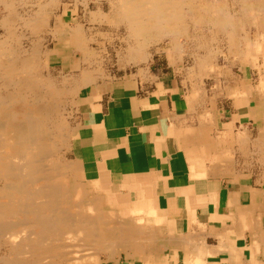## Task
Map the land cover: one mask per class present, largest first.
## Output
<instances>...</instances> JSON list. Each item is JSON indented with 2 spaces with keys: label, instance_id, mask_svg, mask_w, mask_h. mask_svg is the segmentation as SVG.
I'll list each match as a JSON object with an SVG mask.
<instances>
[{
  "label": "bare ground",
  "instance_id": "bare-ground-1",
  "mask_svg": "<svg viewBox=\"0 0 264 264\" xmlns=\"http://www.w3.org/2000/svg\"><path fill=\"white\" fill-rule=\"evenodd\" d=\"M114 34L127 68L163 53L194 89L248 94L256 134L225 132L209 160L243 157L264 173V0H0V264H115L155 232L149 209H115L79 158L64 157L81 126L71 129L66 102L79 110L83 87L114 73ZM48 37L73 48L68 70L51 71L64 49Z\"/></svg>",
  "mask_w": 264,
  "mask_h": 264
},
{
  "label": "crops",
  "instance_id": "crops-1",
  "mask_svg": "<svg viewBox=\"0 0 264 264\" xmlns=\"http://www.w3.org/2000/svg\"><path fill=\"white\" fill-rule=\"evenodd\" d=\"M157 55L144 72H114L82 92L72 157L112 193L115 209H149L155 231L115 264H264V173L245 168L243 157L229 168L209 160L212 149L221 155L225 132L256 134L253 100L194 89Z\"/></svg>",
  "mask_w": 264,
  "mask_h": 264
},
{
  "label": "rangeland",
  "instance_id": "rangeland-1",
  "mask_svg": "<svg viewBox=\"0 0 264 264\" xmlns=\"http://www.w3.org/2000/svg\"><path fill=\"white\" fill-rule=\"evenodd\" d=\"M107 5V4H106ZM106 5H104V6H106ZM105 9H107V7H105ZM61 12V11H60ZM76 16V12L73 10V12H72V14H71V11H69L68 12V17H67V20L68 21H72V18H71V16ZM79 16H81V14L79 15ZM77 17V16H76ZM120 33H121V31H119ZM116 33H118V32H116ZM115 33V34H116ZM115 34H114V43L112 44V45H108V47H107V49H106V51H108V53L114 58V60H113V65H111V67L110 68H112V70L114 71V72H117V73H124V72H126L127 70H130L131 68H127V66H125V62H126V60H125V58H123V57H119V56H117V54H118V50L119 49H121V45H122V41H121V39H119V38H117V36H115ZM116 37V38H115ZM54 40H53V38L52 37H48V40L46 41V45L50 48L51 47V49L53 48V47H59L60 49L62 48V49H64V51H62V53H61V55L59 56V57H53V61H52V63H51V65H50V67H51V71H53V72H58L56 69H59L61 66H63L64 68H65V70H68L69 69V60L67 59V56L70 54V53H72L73 52V48L71 47V46H67L66 47V50H65V48H63L65 45L63 44V46H62V44H60V43H56V42H53ZM168 43H170V42H168ZM162 45H171V46H174L172 43H170V44H165L164 42L163 43H161ZM62 46V47H61ZM173 49H175V47L174 48H171V50L174 52V50ZM110 50V51H109ZM154 50H156L155 48H154ZM157 50H159V49H157ZM72 51V52H71ZM176 53H178V52H176ZM114 55V56H113ZM157 57H162L163 59L165 58V56H164V54L163 53H161L160 55H157ZM166 59V58H165ZM117 60V61H116ZM115 61H116V63H115ZM167 61V60H166ZM53 66V67H52ZM110 66V65H109ZM108 66V67H109ZM125 68V69H124ZM53 69V70H52ZM111 70V71H112ZM118 70V71H117ZM249 75L251 74V73H248ZM88 86V85H87ZM83 89H84V87H83ZM83 89L81 90V92H80V96H82V92H83ZM78 98V97H77ZM76 97L74 98V99H77ZM73 99V98H72ZM72 99H70V101L69 102H66V107H65V109H64V112H66V113H63L64 114V116H66V118H67V120H68V122L72 125L71 126V129L72 128H74L73 126H75V124L76 123H79V110H77V107H76V104H73V102H72ZM74 105V106H73ZM69 109V110H68ZM68 116V117H67ZM75 136H77V135H74L73 137H71V136H69V141H71V142H73V140H74V137ZM64 157L65 158H67L68 160L70 159L71 160V158H73L72 157V154H71V151H70V153L69 152H67L66 150H65V152H64Z\"/></svg>",
  "mask_w": 264,
  "mask_h": 264
}]
</instances>
